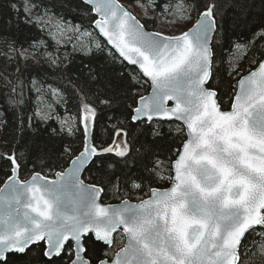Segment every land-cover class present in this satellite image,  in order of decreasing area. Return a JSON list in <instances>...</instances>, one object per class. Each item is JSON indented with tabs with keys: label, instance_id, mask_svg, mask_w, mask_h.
Instances as JSON below:
<instances>
[{
	"label": "snow or ice",
	"instance_id": "obj_1",
	"mask_svg": "<svg viewBox=\"0 0 264 264\" xmlns=\"http://www.w3.org/2000/svg\"><path fill=\"white\" fill-rule=\"evenodd\" d=\"M136 7L8 0L0 264H264V0Z\"/></svg>",
	"mask_w": 264,
	"mask_h": 264
},
{
	"label": "trees",
	"instance_id": "obj_2",
	"mask_svg": "<svg viewBox=\"0 0 264 264\" xmlns=\"http://www.w3.org/2000/svg\"><path fill=\"white\" fill-rule=\"evenodd\" d=\"M126 7H128L130 10L133 11L134 14H139L140 13V8L136 7V0H120ZM54 3H56L57 5H59V3L61 2V0H53ZM79 0H73V3L76 4L78 3ZM64 11L67 13V9H64ZM71 16V13H68ZM10 15L9 12V8H8V0H0V31H3L5 29V25H4V19L7 18ZM77 19H79V16L77 15L76 17ZM190 25H183V24H179V25H175L174 27L177 29H184L186 27H188ZM157 28L159 29L160 26L157 25ZM161 30H166V31H171L170 27H166L164 29ZM13 32H15V30H13ZM38 33L36 32L35 29L31 30L30 32L27 30V28L25 26H22L21 31L17 34L19 39H24L25 36L27 35H37ZM226 99V98H225ZM3 135L5 137H8L9 133L5 132L3 133ZM42 138V137H41ZM3 150V149H0ZM22 178H28V173L25 172L22 176ZM3 179V175L2 173H0V181H2ZM2 185V183H0V186ZM156 186V185H153ZM161 187H165L167 186L166 184L164 185H160ZM147 190V189H145ZM105 202H117L115 200H112L110 198V196L105 197ZM119 246V245H118ZM246 259V258H245Z\"/></svg>",
	"mask_w": 264,
	"mask_h": 264
},
{
	"label": "water",
	"instance_id": "obj_3",
	"mask_svg": "<svg viewBox=\"0 0 264 264\" xmlns=\"http://www.w3.org/2000/svg\"><path fill=\"white\" fill-rule=\"evenodd\" d=\"M119 2H120V1H119ZM120 3H121V2H120ZM1 186H2V185H1ZM167 186H168V185H167ZM167 186H166V187H167ZM134 202H135V201H134Z\"/></svg>",
	"mask_w": 264,
	"mask_h": 264
},
{
	"label": "rangeland",
	"instance_id": "obj_4",
	"mask_svg": "<svg viewBox=\"0 0 264 264\" xmlns=\"http://www.w3.org/2000/svg\"><path fill=\"white\" fill-rule=\"evenodd\" d=\"M120 1V0H119ZM121 2V1H120ZM122 3V2H121ZM123 4V3H122Z\"/></svg>",
	"mask_w": 264,
	"mask_h": 264
}]
</instances>
